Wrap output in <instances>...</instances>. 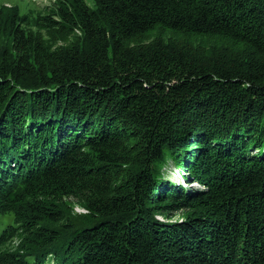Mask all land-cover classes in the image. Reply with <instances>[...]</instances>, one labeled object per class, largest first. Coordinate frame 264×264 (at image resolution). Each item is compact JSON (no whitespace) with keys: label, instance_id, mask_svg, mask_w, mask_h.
I'll use <instances>...</instances> for the list:
<instances>
[{"label":"trees","instance_id":"obj_1","mask_svg":"<svg viewBox=\"0 0 264 264\" xmlns=\"http://www.w3.org/2000/svg\"><path fill=\"white\" fill-rule=\"evenodd\" d=\"M5 214L0 264H264V0L1 6Z\"/></svg>","mask_w":264,"mask_h":264},{"label":"rangeland","instance_id":"obj_2","mask_svg":"<svg viewBox=\"0 0 264 264\" xmlns=\"http://www.w3.org/2000/svg\"><path fill=\"white\" fill-rule=\"evenodd\" d=\"M53 0H0V7L4 6L11 8L12 6H17L21 12H27L29 10L36 12H41L46 6L52 3ZM88 5L92 6V0H85ZM34 28V27H33ZM42 34L48 38L49 35L46 31H41ZM57 40V39H55ZM185 170H180V168L173 164L171 161L167 163L163 168V175L169 180H176L179 178ZM193 183V182H192ZM199 184L189 185V188L197 187ZM73 211L75 213H83L85 210L77 204L72 205ZM9 214L0 216L1 220H8Z\"/></svg>","mask_w":264,"mask_h":264}]
</instances>
